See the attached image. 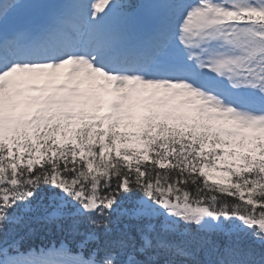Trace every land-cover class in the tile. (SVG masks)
Listing matches in <instances>:
<instances>
[{
    "label": "snow or ice",
    "instance_id": "1",
    "mask_svg": "<svg viewBox=\"0 0 264 264\" xmlns=\"http://www.w3.org/2000/svg\"><path fill=\"white\" fill-rule=\"evenodd\" d=\"M0 264H264V0H0Z\"/></svg>",
    "mask_w": 264,
    "mask_h": 264
},
{
    "label": "trees",
    "instance_id": "2",
    "mask_svg": "<svg viewBox=\"0 0 264 264\" xmlns=\"http://www.w3.org/2000/svg\"><path fill=\"white\" fill-rule=\"evenodd\" d=\"M129 2H132L129 0ZM63 237L56 230L55 226H49L47 228H42L40 226L36 227V230L32 232L30 235L25 236L21 241L19 246H35V243L39 244H53V243H61ZM65 243L75 246L68 241Z\"/></svg>",
    "mask_w": 264,
    "mask_h": 264
},
{
    "label": "rangeland",
    "instance_id": "3",
    "mask_svg": "<svg viewBox=\"0 0 264 264\" xmlns=\"http://www.w3.org/2000/svg\"><path fill=\"white\" fill-rule=\"evenodd\" d=\"M48 1L49 0H34V3H45V2H48Z\"/></svg>",
    "mask_w": 264,
    "mask_h": 264
}]
</instances>
